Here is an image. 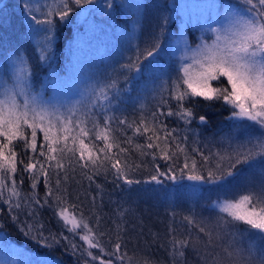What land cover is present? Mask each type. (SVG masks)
Returning <instances> with one entry per match:
<instances>
[{
    "label": "snow or ice",
    "instance_id": "obj_1",
    "mask_svg": "<svg viewBox=\"0 0 264 264\" xmlns=\"http://www.w3.org/2000/svg\"><path fill=\"white\" fill-rule=\"evenodd\" d=\"M116 7L147 9L128 0H22L35 64L22 47L0 44V217L77 264H156L132 244L137 226L126 202L110 201L104 211L111 183L129 196L163 195L168 264H189V253L197 264H264V0H170L169 14L157 12L146 28L133 17L136 29L124 41L132 54L110 72L59 77L60 27L74 13L108 16ZM188 8L199 12L194 44L183 30L170 32L172 10ZM161 53L175 57L170 71ZM45 66L48 79L36 88L35 68ZM134 77L143 87L131 96ZM201 101L228 110L229 131L219 139L192 127L208 123L197 116ZM169 185L175 190L165 191ZM204 186L215 200L177 211L185 194L198 197ZM4 228L0 220V239Z\"/></svg>",
    "mask_w": 264,
    "mask_h": 264
},
{
    "label": "trees",
    "instance_id": "obj_2",
    "mask_svg": "<svg viewBox=\"0 0 264 264\" xmlns=\"http://www.w3.org/2000/svg\"><path fill=\"white\" fill-rule=\"evenodd\" d=\"M43 0H33V3H42ZM120 0H114L116 5H119ZM129 3L146 4V11L137 13L136 9H121L116 7L114 11L108 10L110 15H101L97 10L91 15L77 16L73 14L70 23L60 27L57 38L54 42V53L56 63L53 65L57 75L61 78H77L87 71L104 74L110 72L113 65L122 62L127 55H131V50L125 45L124 41L127 36H130L136 29V21L134 16L141 20V23L146 28L152 16L157 12L164 15L169 14V9L166 5L170 0H128ZM187 4L200 3L202 0H184ZM220 3H226L227 0H218ZM92 6H89L91 10ZM189 15L195 18L196 23L192 20L188 22L186 18L180 14H175L172 10V20L170 32L176 33L182 30V24H186L185 32L187 33L190 42H197V37L200 35L197 27L199 12L194 14L195 9L190 8ZM193 14V15H192ZM29 21L24 15L22 9V0H0V44L3 50H8L13 47H22L27 51L30 57L34 59V42L31 35H26L27 25ZM193 26L191 27V25ZM175 57H170L167 53H161L160 66L166 72L174 67ZM48 68L36 67L34 86L40 87L41 82L48 79ZM128 95L135 96L136 90L143 87V81L134 77ZM52 94L51 84L46 86V94ZM208 102L201 101L197 106V116L206 115L208 123L199 125L194 122L192 127L200 130L202 137L216 139L220 135L229 131L230 121L225 117L228 115L226 108H221L219 105L215 107H207ZM245 175H249L245 173ZM147 172L143 173L146 178ZM258 178V176L254 177ZM243 181V177H241ZM187 183V182H185ZM26 187V186H25ZM104 211L110 213L114 207L110 201L126 202L125 206L131 209V214L127 217L130 225L137 226L136 231L131 232L132 244L137 242L141 245L143 251L148 252L156 264H168L165 245V233L168 225L169 217L167 215V205L164 203V197L161 195L159 199H147L142 195L135 193L130 196L123 193L120 189L115 188L111 183L104 184ZM175 186L169 185L165 191L172 192ZM216 192L209 191L208 186H204L198 197L190 194H185L181 206L177 211H184L186 208L195 205L199 211L212 200H215ZM87 211V209H86ZM205 215L208 213L205 212ZM46 217L50 213L45 212ZM0 220L5 222L4 237L2 238L8 247L19 248L30 256V261H39L43 264H77L76 258L66 253L62 248H45L37 245L33 241L26 239L14 226L7 223L6 217H0ZM143 226V236L139 235L140 225ZM53 230H55V221H51ZM151 233H158L159 238L153 241ZM149 245L151 246L149 248ZM189 264H197L194 254H188Z\"/></svg>",
    "mask_w": 264,
    "mask_h": 264
},
{
    "label": "rangeland",
    "instance_id": "obj_3",
    "mask_svg": "<svg viewBox=\"0 0 264 264\" xmlns=\"http://www.w3.org/2000/svg\"><path fill=\"white\" fill-rule=\"evenodd\" d=\"M176 2L177 3H185L184 0H176ZM189 9L190 8L183 9V10L176 9V10H174V12H175V14H180L186 18H189L188 22L190 20H192V23L194 24V23H196V20H195V18H193L189 15V13H190ZM197 13H198V11L195 9L194 14H197ZM193 24L191 25V27L193 26ZM185 27H186V24H182V30L184 31L185 35L189 39L187 33L185 32ZM49 95H51V93ZM3 237H4V235H3ZM29 258H30V256L28 254H26V252L22 251L19 248L8 247V246H6L4 240L0 239V260L11 259V260H15V261L19 262V261H30ZM33 262H35V261L33 260Z\"/></svg>",
    "mask_w": 264,
    "mask_h": 264
}]
</instances>
